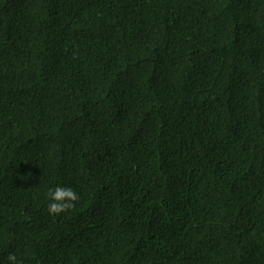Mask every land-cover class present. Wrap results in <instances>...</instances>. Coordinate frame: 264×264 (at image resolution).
<instances>
[{"label": "trees", "instance_id": "obj_1", "mask_svg": "<svg viewBox=\"0 0 264 264\" xmlns=\"http://www.w3.org/2000/svg\"><path fill=\"white\" fill-rule=\"evenodd\" d=\"M9 253L264 264V0H0Z\"/></svg>", "mask_w": 264, "mask_h": 264}, {"label": "clouds", "instance_id": "obj_2", "mask_svg": "<svg viewBox=\"0 0 264 264\" xmlns=\"http://www.w3.org/2000/svg\"><path fill=\"white\" fill-rule=\"evenodd\" d=\"M46 198L48 201V213L50 215H58L72 208L74 203L78 201L79 194L71 187L56 185L48 189ZM0 264H22V262L17 258L16 254L9 253L4 261H0Z\"/></svg>", "mask_w": 264, "mask_h": 264}]
</instances>
